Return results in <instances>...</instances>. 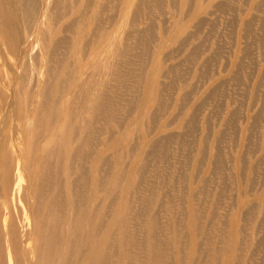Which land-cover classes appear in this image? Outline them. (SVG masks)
Segmentation results:
<instances>
[{
  "label": "bare ground",
  "instance_id": "1",
  "mask_svg": "<svg viewBox=\"0 0 264 264\" xmlns=\"http://www.w3.org/2000/svg\"><path fill=\"white\" fill-rule=\"evenodd\" d=\"M117 1L0 0V231L5 229V221L8 220V217L6 219L8 211L3 209H9L8 200L10 198L8 195H10L9 188L13 184L12 173L20 171L26 177H30L32 170L38 169L41 156L55 148L52 146V138L65 127L70 137L72 133L85 127L95 136V139H99L103 133L100 126L102 117L108 114L113 120L111 119V123L106 129L108 133L106 139L108 143L114 141L115 143L110 146L105 145L104 149H121V146H124L123 142L131 144L125 149L127 154H134L142 162V167L139 162L135 169L139 175L143 172V168L149 164L151 152L141 149L143 143L139 142L135 145L126 138L132 126L139 125L146 119L147 127L152 128L149 125L155 122L157 113L147 109L148 101L153 103L159 111H163L165 107L163 94L167 86L159 80V77L161 72L165 75L160 60L166 44L164 42L168 40L161 39L157 50L152 52L151 45L154 42L152 39L155 38L149 33V30L139 31L136 29V22L143 14L160 11L162 0H125L120 7ZM174 1L171 0V3ZM111 3L114 4L115 11L119 9L117 17H115V13L108 14L110 10L108 6ZM189 4V0L181 2L182 8H188ZM199 8L202 9L203 6L199 5ZM252 20H246L243 23L242 30L246 31L244 37L251 38ZM184 21H175L171 25L172 30L174 29V36L178 37L176 40L181 42H185L181 38L190 36L188 28L195 27L193 23L189 24L187 21L184 23ZM156 36L158 37V35ZM164 37L167 38V36ZM194 37L197 40L196 34ZM70 38L71 40H68ZM167 39L170 43L171 36ZM63 46H66L65 53L61 50ZM97 47L101 49V56L95 51ZM245 49L247 52L249 51L248 47ZM20 52L25 53V58L32 59L29 69L22 59L19 68L15 67V58L19 59ZM152 53H156V62L154 60L153 62L157 68H149L145 71L144 64L147 65L150 62ZM89 54L91 55L90 59L93 60L95 57L94 59L101 60L99 63L97 60L96 64H92L96 70L95 73H97L93 81L85 83L81 67L85 66V61L89 63ZM167 54L169 53L167 52ZM64 55H67L66 59L63 58ZM9 57L13 58V63L10 62ZM145 60L146 63L143 62ZM81 61L83 62L81 63ZM103 69L106 74L101 77ZM144 71L149 75L147 78L144 77ZM40 73L44 78H38ZM173 76L175 75L173 74ZM260 78L263 79L264 75ZM50 84L55 90L54 100H51L46 94ZM187 88L186 85L183 87V98L180 100L185 99ZM209 93L211 94V92ZM129 94L137 96L135 105L134 101L132 102L128 98ZM28 100H31L30 105L27 103ZM87 100L90 106L85 111V119L68 125L70 114L72 117L76 113L75 104L81 101L87 102ZM179 107H182V103L178 105ZM113 121L119 123L115 128L111 126ZM125 121L127 122L126 127L122 129V123L125 124ZM173 122L164 123L163 130L166 131ZM187 122L188 116L184 113L177 116L175 127L180 133L178 135H169L170 133H168V136L160 139H158L159 137L152 138L153 130H146L147 136L150 138L148 146L154 149L157 157H162L165 154L170 141L180 142L178 149L186 147L189 126ZM116 128L122 130L115 137ZM222 135L220 133L215 138L218 140ZM214 150L213 156L218 158L217 144ZM81 151V147H77L75 150L77 154ZM187 156L185 155L184 158ZM86 157L92 156L86 155ZM103 157L104 153H101L92 159L93 169L99 171L98 179L95 180V187H93L94 191L98 190L93 194L96 197L95 201L85 200L83 187L86 183H78V180H75L74 189L76 192L71 186H68L71 193L78 199L79 209L76 219L74 217L67 219L68 215L63 217L67 219L64 231H62L64 222L60 216L63 206H61L58 196L59 183H41L38 178V183H27L23 189L19 188L18 196L20 199H24L27 212L24 213L23 226L21 222L18 225L19 229L0 236V255L3 257L4 243H6L8 248L11 246V252L6 255V257L13 258L10 260V264H128L134 256L141 255L144 243H149L147 254H145L146 262L142 264H165L163 247L166 244L164 240L158 238L162 230L160 229L159 216L151 215L150 211H148L149 214L146 213L142 206L133 207L129 199H127L126 209L130 214L122 216L116 208L111 210L110 215L107 214L108 207L104 203V198L108 193L97 188L104 181L101 169ZM82 158L84 159V156ZM178 162L180 164L181 160ZM117 164L118 167H121L123 161L118 159ZM42 173L41 171L40 175ZM80 176L86 179L83 174ZM116 181L117 175L113 176V184H117ZM204 181L206 180L203 179L202 182ZM141 185V179L129 181L122 186V191H133L137 196H141L140 192L153 193L155 189L148 185L143 190ZM25 195H27L26 198ZM191 196L194 197V195ZM138 202L142 203V201ZM216 203L217 200L213 199V207L209 212L210 216H208L212 218V221L216 215ZM211 213L214 216H211ZM188 216L186 226L188 233L193 234L194 245L198 247L197 252H200L199 247L202 246L200 239L203 242L212 243L210 264H219L220 257H223L222 264H246L245 259L240 262V258L243 257L240 254L242 247V228L240 226L226 231L222 221L214 226L212 221L209 224L201 223L198 220L196 205L189 210ZM172 219L173 221L170 223L172 227L167 223L168 235L174 233L173 236L176 237L182 224L176 217H172ZM144 226L148 230L149 236L142 240L136 234L139 227ZM130 227L134 231H131ZM209 227L213 229L215 237L209 236ZM98 231H102L101 236H98ZM128 236L133 238V241H127L126 237ZM58 244L65 248L59 247ZM173 245L177 264H193L191 260L183 258L184 250L180 242H175ZM130 246L135 248L134 253L130 252ZM57 248H59L58 256L52 257L53 249ZM74 250H77L78 254L74 256L75 260L71 261L70 257L66 256ZM190 256L192 258V255ZM198 259L199 257H196V261Z\"/></svg>",
  "mask_w": 264,
  "mask_h": 264
},
{
  "label": "rangeland",
  "instance_id": "2",
  "mask_svg": "<svg viewBox=\"0 0 264 264\" xmlns=\"http://www.w3.org/2000/svg\"><path fill=\"white\" fill-rule=\"evenodd\" d=\"M189 1L188 9L182 8V0H175V3H171V0H162L160 11L145 13L138 19V23L136 22L137 30H149V33L155 38L152 39L154 40L151 45L152 52L157 50L161 39L168 40L164 42L166 44L160 60L165 75L161 72L159 77V80L167 86L163 94L165 107L163 111H159L153 103L148 101L147 109L157 113L155 122L149 125L152 128L147 127L146 119L143 121L144 123L132 126L126 138L135 145L139 142L143 143L141 149L151 152L150 162L143 168V172L139 175L135 170L140 162L139 157L127 154L125 147H129L131 144L123 142L124 146H121V149H104L105 145L110 146L115 143V141L108 143L106 139L108 138L106 129L111 123V119L113 120L110 115L105 114L102 117L100 126L103 133L99 139H95V136L85 127L78 129L70 137L65 127L52 138V146L55 148L41 156L38 169L32 170L31 176H27L28 179L20 171L12 173L13 184L9 188L10 195H8L10 198L8 200L9 209H3L8 211L6 216L8 220L5 221V229L0 231V236L19 229L18 225L21 222L23 226L24 213L27 212V209L24 199L22 200L18 196V190L26 187L27 183H38V178L41 183H59L58 196L61 206H63L60 216L64 222L62 230L64 231L66 220L70 217L76 219L79 209L78 199L71 193L68 186H71L76 192L74 189L75 180H78V183H86L83 187L85 200L95 201L96 197L93 194L98 190L94 191L93 187H95L99 171L93 169L92 159L104 153L101 164L104 181L97 188L108 193L104 198V203L108 207L107 214L110 215L111 210L115 208L121 212L122 216L130 214L126 209L127 199H129L133 207L142 206L146 213L150 211L151 215L159 216L160 229L162 230L158 238L164 240L166 244L163 247L165 264H177V256L173 251L175 242H180L185 260H191L193 264H210L212 243L203 242L200 239L202 246L199 247L200 252H197L198 247L194 245L193 234L188 233L186 226L189 210L195 205L198 210V220L201 223L213 222L214 226L222 221L226 231L238 226L242 228L240 254L243 257L240 258V262L245 259L246 264H264V78H260L264 75V24H262L264 23V0ZM223 1L228 3L225 4ZM124 2L125 0L117 1L119 7ZM199 5H202L203 8L200 9ZM108 8L110 9L108 14L115 13V17L118 16L119 9L115 11L114 4L111 3ZM181 20L195 25V27L190 26L187 30L190 36L181 38L185 42L176 40L178 37L174 36V29L172 30L171 27L172 23ZM246 20H252L251 38L244 37L246 31L242 30ZM163 34L167 38L171 36L170 43ZM195 34L197 40L194 39ZM65 47L61 48L63 53L66 52ZM247 47L249 48L248 52L245 49ZM95 51L100 56L102 55L101 49L98 47ZM24 54L20 52L19 59L15 58L16 68H19L21 59L28 69L32 64V59L25 58ZM90 57L89 54V63L85 61V66L81 67L85 83L92 82L97 75L92 64H96L99 58L94 59L95 57H93L92 60ZM63 58L66 59L67 55H64ZM9 60L13 63L12 57H9ZM153 60L156 62V53H152L147 65L144 64L145 71L149 68H157ZM143 62L146 63V60ZM239 67L241 68L239 69ZM145 71L143 72L144 77L147 78L149 75ZM105 74L103 69L101 77ZM38 78L42 79L44 76L40 73ZM185 85L188 86V92L185 99L180 100L183 98ZM54 92L55 90L50 84L46 94L51 100H54ZM56 98L55 101H57ZM128 98L132 102L134 101V105L138 99L133 94H129ZM27 103L30 105L31 100H28ZM180 103H182V107L178 108ZM89 106L88 100L75 104L76 113L72 117L70 114L68 125L84 120L85 111L89 109ZM183 113L188 116L187 123L189 124L186 147L178 149L180 142L170 141L165 154L162 157H157L154 149L148 146L150 138H148L146 130H153L152 138L159 137L158 139L168 136V133H170L169 135H178L180 132L175 127V123L177 116ZM119 117H121L120 114ZM167 122L173 123L164 131L162 126ZM118 124L113 121L111 126L115 128ZM126 124L127 122L122 123V129L126 127ZM122 129L116 128L115 137ZM220 133L223 135L217 140L215 137ZM216 144L219 149L218 158L213 156ZM77 147L82 149L79 154L75 152ZM86 155L92 157L87 158ZM185 155L188 156L184 158ZM118 159L123 161V166L118 167ZM178 160H181L180 164ZM139 165L142 167V162ZM78 168L80 169L78 170ZM41 171L43 173L40 175ZM81 174L86 179L82 178ZM115 175H117V184L112 182ZM137 179H141L143 190L148 185L155 187L153 193L143 191L139 193L141 196H137L133 191H122V186L125 183ZM203 179L206 181L202 182ZM51 186L53 185L51 184ZM26 196L24 197L26 198ZM213 199H216L217 203L215 206L216 215L211 213V216H214L212 221V218L208 216H210L209 212L213 207ZM138 201H142V203L140 204ZM66 215L68 218L64 219L63 217ZM172 217H176L182 224L176 237L173 236L174 233L168 235L167 227L173 221ZM13 223L14 225H12ZM170 226L172 227V224ZM131 228L129 229L134 231ZM208 232L210 237H215L212 228L209 227ZM97 233L98 236L102 235V231ZM136 236L142 240L147 239L149 234L145 226L139 227ZM126 240L131 242L133 238L128 236ZM148 244L144 243L141 255L134 256L128 264L146 262L145 254H147ZM58 246L64 247L59 244ZM130 247V252L134 253L135 248ZM9 252H11V246L8 248L4 243V255L3 257L0 255L2 259L0 264H10V260L13 258L6 257ZM58 254L59 248L53 249L51 256L56 257ZM77 254V250H74L66 257H70L71 261H74V256ZM190 255L194 258L193 260ZM196 257H199L197 261ZM222 259L223 257H220L219 264H222Z\"/></svg>",
  "mask_w": 264,
  "mask_h": 264
}]
</instances>
